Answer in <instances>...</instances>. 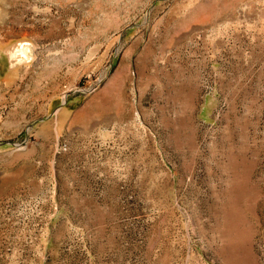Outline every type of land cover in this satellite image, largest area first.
Instances as JSON below:
<instances>
[{"label": "rangeland", "instance_id": "obj_1", "mask_svg": "<svg viewBox=\"0 0 264 264\" xmlns=\"http://www.w3.org/2000/svg\"><path fill=\"white\" fill-rule=\"evenodd\" d=\"M0 264H264V0H0Z\"/></svg>", "mask_w": 264, "mask_h": 264}, {"label": "clouds", "instance_id": "obj_2", "mask_svg": "<svg viewBox=\"0 0 264 264\" xmlns=\"http://www.w3.org/2000/svg\"><path fill=\"white\" fill-rule=\"evenodd\" d=\"M9 59H10V61L15 59V56H14L13 53H9ZM31 59H32V57L25 58L24 61L16 60V64H21V63H24V62H30ZM12 66L15 67L16 65L13 64Z\"/></svg>", "mask_w": 264, "mask_h": 264}]
</instances>
